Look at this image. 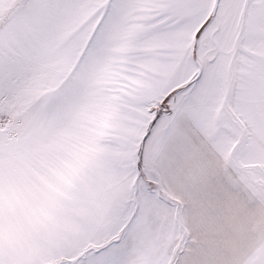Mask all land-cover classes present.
Returning <instances> with one entry per match:
<instances>
[{
    "label": "snow or ice",
    "instance_id": "obj_1",
    "mask_svg": "<svg viewBox=\"0 0 264 264\" xmlns=\"http://www.w3.org/2000/svg\"><path fill=\"white\" fill-rule=\"evenodd\" d=\"M0 264H264V0H0Z\"/></svg>",
    "mask_w": 264,
    "mask_h": 264
}]
</instances>
